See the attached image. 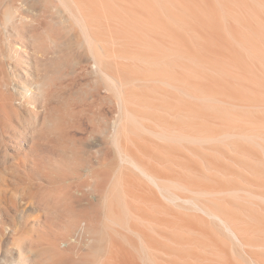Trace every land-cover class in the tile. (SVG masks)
I'll return each mask as SVG.
<instances>
[{"label": "bare ground", "instance_id": "obj_1", "mask_svg": "<svg viewBox=\"0 0 264 264\" xmlns=\"http://www.w3.org/2000/svg\"><path fill=\"white\" fill-rule=\"evenodd\" d=\"M11 4L1 23L14 57L66 46L113 106L101 167L82 168L70 110L42 117L46 82L24 88L50 149L31 264H264V0ZM11 110L0 77V129Z\"/></svg>", "mask_w": 264, "mask_h": 264}, {"label": "rangeland", "instance_id": "obj_2", "mask_svg": "<svg viewBox=\"0 0 264 264\" xmlns=\"http://www.w3.org/2000/svg\"><path fill=\"white\" fill-rule=\"evenodd\" d=\"M11 1L14 2L4 0L0 6V32H3L0 33L1 90L15 104V111H10L9 123L0 129V264H31L27 250L30 236L47 222L46 214L42 206H37V202L42 200L47 186L45 164L50 149L44 135L35 133L37 128L32 124L27 106L23 104L24 88L37 93L39 80L46 82V97L37 95L36 99L42 117L46 105L70 110L72 119L67 130L76 140L78 163L82 168L101 167L106 148L103 136L98 131L105 124V117L112 116L113 106L105 98L107 91L97 85L87 71L81 70L79 54L66 46L51 45L46 49L47 55L32 50L29 54L14 57L17 53L13 54L9 48L8 33L4 29L5 24L1 23L3 10L12 5ZM41 22L42 25H53L44 18H41ZM33 24L36 22L24 27L31 28ZM34 160L40 163L36 170ZM17 163L30 166L34 173L30 182L26 183L21 172L14 169ZM85 179L77 180L79 188L83 189ZM27 187L31 189L23 191ZM20 245L25 251L24 258L19 252ZM76 249L85 252L83 244H77Z\"/></svg>", "mask_w": 264, "mask_h": 264}]
</instances>
